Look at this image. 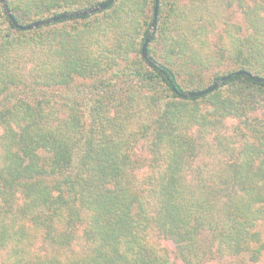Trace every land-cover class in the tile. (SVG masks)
Segmentation results:
<instances>
[{
	"label": "trees",
	"instance_id": "obj_1",
	"mask_svg": "<svg viewBox=\"0 0 264 264\" xmlns=\"http://www.w3.org/2000/svg\"><path fill=\"white\" fill-rule=\"evenodd\" d=\"M104 1L6 4L25 26ZM154 8L24 31L0 6V264H175L157 239L182 264L261 257L264 83L180 94L264 78V0H159L147 60Z\"/></svg>",
	"mask_w": 264,
	"mask_h": 264
},
{
	"label": "water",
	"instance_id": "obj_2",
	"mask_svg": "<svg viewBox=\"0 0 264 264\" xmlns=\"http://www.w3.org/2000/svg\"><path fill=\"white\" fill-rule=\"evenodd\" d=\"M115 1H117V0H106L102 3H100L99 5H97L93 8H89L87 10L61 14L58 16L48 18L46 20L35 21V22H32L31 24H28L25 26H22V25H20L14 21L12 15L8 9V6L6 4V0H0V6L3 9L4 13L6 14V16L16 25V27L18 29H21L24 31H31V30L39 28V27H43V26H46V25H49L52 23H56V22L63 20V19H67V18H71V17H78V16H88V15H91L93 13L100 12L102 10L107 9ZM158 2H159V0H155L154 15H153L151 28H150V33L147 35L145 42H144L142 49H141V53H142L143 58H145L147 60L149 59L148 53H147V44L150 40L151 35H153L155 32V27H156V22H157ZM241 75L246 76V77L252 79L253 81H255L257 83H264V78L254 76L247 71L239 70V71L233 72L232 74H229V75H226L224 77L217 79L210 87H208L205 90L196 91V92H185V93H181L180 96L182 98H197V97L204 96V95L214 91L215 89H217L223 82L229 80L232 76H241Z\"/></svg>",
	"mask_w": 264,
	"mask_h": 264
},
{
	"label": "rangeland",
	"instance_id": "obj_3",
	"mask_svg": "<svg viewBox=\"0 0 264 264\" xmlns=\"http://www.w3.org/2000/svg\"><path fill=\"white\" fill-rule=\"evenodd\" d=\"M235 21L239 24H242L241 18L239 16H236ZM156 31V28H155ZM155 33V32H154ZM236 125V120L234 119H227L224 122V126L230 131L233 126ZM215 153V152H214ZM214 153H207L206 156H203L197 160L194 161V166H200V174H203V176L206 177V179H210L212 177L213 172H217L216 168L218 167L219 160L221 159L220 155L213 156ZM193 168V167H192ZM188 177L197 176L195 172H190V169L188 171ZM258 229L261 230V232L264 231V223H260L258 226ZM159 244L170 254L172 259L174 260L175 264H182L179 260H177L174 256V244L165 239H157ZM261 257L256 263H249V264H264V249L261 252ZM239 260L238 258H232V257H226L222 259H216L215 261L208 262L207 264H238Z\"/></svg>",
	"mask_w": 264,
	"mask_h": 264
}]
</instances>
